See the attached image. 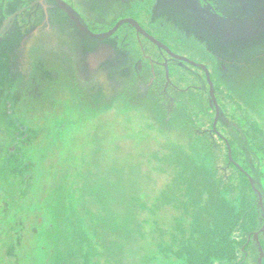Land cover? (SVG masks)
I'll return each instance as SVG.
<instances>
[{
	"label": "rangeland",
	"instance_id": "rangeland-1",
	"mask_svg": "<svg viewBox=\"0 0 264 264\" xmlns=\"http://www.w3.org/2000/svg\"><path fill=\"white\" fill-rule=\"evenodd\" d=\"M37 1L0 5V264H48L44 231L54 226L60 185L76 194L90 190L78 205L81 215L130 227L123 247L113 234L115 261L187 264L169 247L177 225L188 229L190 218L164 198L183 194L176 167L203 163L202 135L222 143L211 121L247 148L232 116L242 113L245 129L250 122L264 129V0L129 1L141 28L209 70L217 104L204 67L171 60L137 28L125 24L100 39L79 34L58 3L32 6ZM62 2L87 21L129 16L120 0ZM245 264H264L257 239Z\"/></svg>",
	"mask_w": 264,
	"mask_h": 264
},
{
	"label": "trees",
	"instance_id": "trees-1",
	"mask_svg": "<svg viewBox=\"0 0 264 264\" xmlns=\"http://www.w3.org/2000/svg\"><path fill=\"white\" fill-rule=\"evenodd\" d=\"M9 1L11 0H0V5ZM23 1L34 2V0ZM170 58L185 64L178 59ZM220 87L221 85L216 83V92H221ZM219 106L222 113L223 106ZM211 108L215 111L214 104ZM237 108L242 110L240 104H237ZM241 117L242 113L239 118L232 116L239 122H235L238 126L235 124L234 130L249 141L248 148L226 137L218 126L212 127L216 125L213 121L209 126L222 143H212L202 135L203 132L205 134V130L196 127L201 123L198 120V124L193 128L207 142L203 163L188 159L183 164V169L176 167L178 175L181 177L182 174L181 178L185 182L183 194L179 192L177 198L176 191H172L164 198L168 203H172L174 209L184 210L185 216L190 218L188 229L182 222L177 225L172 232L173 244L169 247L170 254L186 257L187 264H222L223 262L245 264L249 247L254 239L258 240L264 256V129L255 122H250L248 129H245L244 119ZM240 126L244 129H239ZM225 139L229 141L231 149ZM216 145L217 149H215ZM255 175L259 176V181L255 180ZM249 176L252 177L253 183ZM71 191L66 185L58 186L56 192L58 210L55 214L54 207L52 215L56 225L53 221L54 229L47 227L44 231V237L48 238L50 246V251L45 250L49 256L44 262L121 264L115 261L112 237L113 234L118 233L116 236L119 238L120 246L123 247L121 242H124V238L127 239L130 227L125 230L126 225L122 226V223L119 225L113 218L109 219L96 213L89 216L81 215L78 205L90 190L86 189L81 194ZM227 194L239 198L230 201ZM190 231L193 235L183 240L184 234ZM114 241L116 242V239ZM161 250L166 252L163 246Z\"/></svg>",
	"mask_w": 264,
	"mask_h": 264
},
{
	"label": "flooded vegetation",
	"instance_id": "flooded-vegetation-1",
	"mask_svg": "<svg viewBox=\"0 0 264 264\" xmlns=\"http://www.w3.org/2000/svg\"><path fill=\"white\" fill-rule=\"evenodd\" d=\"M56 3H57V1L56 0H54ZM122 3H120L123 7H125V9L127 10V9H129L128 10V17L127 18H122V19H120V20H118L116 23L114 22L115 21V19H113L112 20V17L113 16H109V17H107V18H105V19H100L99 21H97V20H91V21H87V20H85V19H83V17H78V16H76L73 12H71L73 15H74V17L75 18H73L72 16H70V15H68L66 12V18L67 19H69V21H68V28L71 30V29H73V30H76V31H78L77 29H79V31H82V32H80V33H83V34H85V35H89V36H94V37H98L99 39L100 38H102V36H107V35H113V34H115L116 32H118V30L120 29V27L119 26H123V25H125V24H127V25H130L131 27H133V29L134 28H137L138 30H140V32L142 33V36L143 37H145V38H147L148 39V41L149 42H151V43H153L161 52H163L164 54L166 53L167 55H169L170 57H172L173 59H178V58H175V57H173L172 55H170L166 50H164L163 48H161L157 43H155V41L154 40H157V41H159V42H161L162 43V41H161V38L159 39V37L154 33V32H152V30H150L149 28H145L144 27V25L142 26V28L145 30L144 32L145 33H143L142 32V30L141 29H139L137 26H139L138 25V23L136 22V21H134L133 19H132V17H130L131 16V14H132V8H134L135 7V5H134V2H133V4H130L129 3V1L130 0H120ZM151 1L152 0H150L149 1V6H151L150 5V3H151ZM40 3V1L38 2H35V4H39ZM127 7V8H126ZM132 7V8H131ZM156 7H157V5L155 6V8H154V10L152 11V17H151V21H155V17L153 16L154 15V12H156ZM131 8V9H130ZM126 14V13H125ZM116 15V14H115ZM111 20V21H110ZM127 20V21H126ZM123 21V23H121L119 26H117V24H119L120 22H122ZM78 23L82 26V27H84L86 30H88V32L87 31H85L82 27H80L79 25H78ZM104 23H106V24H112V26L111 27H109V25L108 26H104L103 24ZM103 26L105 27L104 29H103ZM117 26V27H116ZM108 27V28H107ZM116 27V29L114 30V28ZM114 30V31H113ZM135 30V29H134ZM79 31H78V33H79ZM79 33V34H80ZM66 35V34H65ZM68 36L70 37V33L68 34ZM154 39V40H153ZM83 40V39H82ZM80 41V44H83V41ZM130 44H132L133 43V41L131 40L130 42H129ZM162 44H164V43H162ZM170 51H172L174 54H177L172 48H170L166 43L164 44ZM81 49H82V51H83V47H81ZM178 55V54H177ZM103 56V55H102ZM180 56V55H179ZM80 57H81V54H80ZM80 57H79V59H80ZM178 60H180V59H178ZM192 60V59H191ZM181 62H183L182 60H180ZM195 62V61H194ZM187 63V62H186ZM190 64V63H189ZM200 64V63H199ZM84 64L82 63L81 64V66H82V68L84 69V67H85V69L87 68L86 66H83ZM191 65H193V64H191ZM195 66H197V65H195ZM199 67H201V66H199ZM140 70L142 69V66H140V68H139Z\"/></svg>",
	"mask_w": 264,
	"mask_h": 264
},
{
	"label": "water",
	"instance_id": "water-1",
	"mask_svg": "<svg viewBox=\"0 0 264 264\" xmlns=\"http://www.w3.org/2000/svg\"><path fill=\"white\" fill-rule=\"evenodd\" d=\"M42 1H44V0H40V2H42ZM57 1V3H58V5L61 7V9H63L68 15H70V16H72L73 18H75L74 17V15L66 8V6L63 4V2H62V0H56ZM39 2V1H38ZM33 5H35V3H33L32 4V6ZM11 21V19H8V21L6 22V23H9ZM127 21V20H126ZM121 23H123V21L122 22H120L119 24H117V26H119ZM78 25L80 26V27H82L79 23H78ZM116 26V27H117ZM116 27L114 28V30L116 29ZM139 29H141L142 30V32L143 33H145L144 32V30L140 27V26H137ZM85 31H87L88 32V30H86L84 27H82ZM113 30V31H114ZM154 40V39H153ZM155 41V43H157L161 48H163L164 50H166L170 55H172L173 57H175V58H178V59H180V60H182V61H184V62H187V63H190V64H193V65H197V66H201L204 70H205V72H206V75H207V77H208V79H209V83H210V87H211V91H212V95H213V98H214V100H215V102H216V104H217V101H216V99H215V95H214V91H213V82H212V79H211V75H210V73H209V70L205 67V66H203V65H201V64H198V63H196V62H194V61H192V60H190V59H187V58H185V57H182V56H179V55H177V54H174L172 51H170L164 44H162L161 42H159V41H157V40H154ZM218 115H219V108H218ZM218 118V117H217ZM226 140V139H225ZM226 142H227V144H228V147H229V149H231V146H230V143H229V141L228 140H226ZM249 178H250V180H251V183H253V179H252V177L251 176H249ZM264 228V227H263Z\"/></svg>",
	"mask_w": 264,
	"mask_h": 264
}]
</instances>
